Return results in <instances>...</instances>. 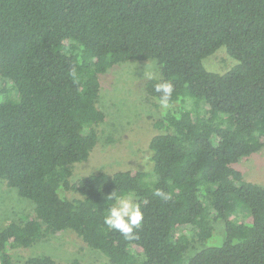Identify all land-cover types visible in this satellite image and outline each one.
<instances>
[{
  "label": "trees",
  "instance_id": "1",
  "mask_svg": "<svg viewBox=\"0 0 264 264\" xmlns=\"http://www.w3.org/2000/svg\"><path fill=\"white\" fill-rule=\"evenodd\" d=\"M220 46L237 62L209 71L202 59ZM149 58L160 75L146 81L145 100L158 104L154 85L169 81V105L180 103L153 123L150 171L70 183L104 119L98 75ZM0 77L11 87L0 90V178L33 204L0 228V264H11L9 249L67 228L112 264H264V187L232 166L264 146V0H0ZM128 192L143 219L126 238L103 216L110 195ZM242 209L251 225L225 220L220 245L188 254ZM23 264L82 263L37 255Z\"/></svg>",
  "mask_w": 264,
  "mask_h": 264
},
{
  "label": "rangeland",
  "instance_id": "2",
  "mask_svg": "<svg viewBox=\"0 0 264 264\" xmlns=\"http://www.w3.org/2000/svg\"><path fill=\"white\" fill-rule=\"evenodd\" d=\"M236 62L227 54L225 46L218 47L202 59L204 67L216 73L230 70ZM150 74L153 77L160 75L157 61L153 58L118 62L98 75L100 86L96 105L103 112L104 119L96 126L97 141L88 158L73 164L70 183L97 172L112 174L125 169L150 171L152 165L148 143L159 131L153 123L167 109L180 106L179 102H175L162 110L159 104L145 100L144 86ZM4 87L11 88L8 81L0 77V90ZM10 94L14 97L15 91L11 90ZM4 97L0 91V100ZM190 102L187 100V104ZM232 166L241 171L245 180L264 187V146L249 156L239 158ZM58 191L69 198L79 196L73 191H62V188ZM31 214L32 202L0 178V228ZM225 220L251 225L248 209L229 213L225 219H218L214 223L213 233L208 239L201 243L192 242L188 254L204 247L220 245L225 239ZM9 254L11 264H23L26 258L37 255H48L64 263L77 259L82 264H112L104 254L86 245L69 228L47 233L30 246L9 249Z\"/></svg>",
  "mask_w": 264,
  "mask_h": 264
},
{
  "label": "clouds",
  "instance_id": "3",
  "mask_svg": "<svg viewBox=\"0 0 264 264\" xmlns=\"http://www.w3.org/2000/svg\"><path fill=\"white\" fill-rule=\"evenodd\" d=\"M149 79L154 77L150 74ZM154 91L159 95L156 97L157 103L162 110L169 107L171 97L174 92V86L169 81L157 82L154 85ZM154 195L167 200L168 194L161 189H156ZM114 202L107 208L104 216V225L111 230H115L126 238L131 237L134 231L141 226L143 214L140 204L134 192L125 194L110 195Z\"/></svg>",
  "mask_w": 264,
  "mask_h": 264
}]
</instances>
